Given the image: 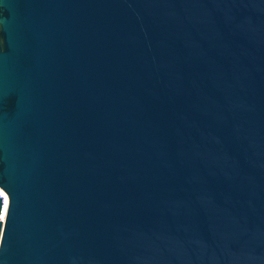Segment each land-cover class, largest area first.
<instances>
[{
  "label": "water",
  "instance_id": "obj_1",
  "mask_svg": "<svg viewBox=\"0 0 264 264\" xmlns=\"http://www.w3.org/2000/svg\"><path fill=\"white\" fill-rule=\"evenodd\" d=\"M0 264H264V0H0Z\"/></svg>",
  "mask_w": 264,
  "mask_h": 264
},
{
  "label": "bare ground",
  "instance_id": "obj_2",
  "mask_svg": "<svg viewBox=\"0 0 264 264\" xmlns=\"http://www.w3.org/2000/svg\"><path fill=\"white\" fill-rule=\"evenodd\" d=\"M5 197H6V200H7V196L6 195H4Z\"/></svg>",
  "mask_w": 264,
  "mask_h": 264
}]
</instances>
